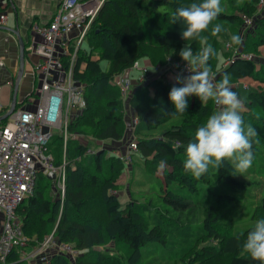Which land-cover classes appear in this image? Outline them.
<instances>
[{"label":"trees","instance_id":"trees-1","mask_svg":"<svg viewBox=\"0 0 264 264\" xmlns=\"http://www.w3.org/2000/svg\"><path fill=\"white\" fill-rule=\"evenodd\" d=\"M258 1L221 0L223 11L213 24L224 23V26L228 27L232 21L238 20L237 11H233L235 9L240 11V15L253 17ZM193 2L200 3L202 0L101 1L85 35L89 49L81 47L74 65V77L85 87V107L68 126L69 132L76 133L77 137L69 138L76 141L70 147L68 139L65 149L63 198L60 201L58 197L52 200L43 197V187L50 185L51 180L39 173L32 193L16 208V213L21 219L22 233L26 236L28 245L31 243L39 245L44 235L52 233L56 242L67 244L77 251L73 257L62 252L49 254L48 264H121L117 251L109 254L93 249L95 246L106 245L110 239L124 243L130 251L129 261L134 262L146 241L163 242L164 235L161 232L162 229L165 230L166 217L180 223L192 222L199 213L201 216L198 217L203 218L202 226L207 235L218 240L217 248L209 246L202 249L211 256L212 264H259L242 251V246L255 222L264 219V195L262 194L253 209L251 219L254 222L242 230L233 232L230 225L223 228L212 224L214 222L221 224L217 222L218 210H215L209 195L201 197L202 200L199 201L193 199L194 195L206 193L199 184L203 180L202 177L197 180L186 173L183 163L187 144L192 141L195 131L213 113L215 105L213 106L212 101L202 103L197 97L190 96L186 112L173 114L175 109L168 99V94L172 87L183 85L177 84L175 80H164L163 75L166 70L172 68L170 63L180 62L179 52L185 43L194 55L211 45L214 53L208 64L212 72L220 71L216 82H219L224 74L229 75L230 83L244 77L264 81V64L257 68L251 58L234 55L227 65L216 67L218 50L225 59L226 56L233 54L234 48L241 47L242 52H250L246 43L264 44V16L253 17L256 30L247 35V39L251 37L250 41H246L245 38L243 41L241 37L244 45L230 42L231 48L225 50L222 43H219L222 42L218 38L219 34L213 36L209 30L202 33L201 38L184 41L181 37L185 27L183 23L171 24V14L177 8L186 7ZM236 5L237 8L233 9ZM145 11L148 14V24L151 26L148 38L138 26L139 19ZM142 58L151 64V68L155 65L161 67L168 64L164 71L158 73L149 68L151 74L149 72L145 74L144 79L135 86L133 92L131 91L128 99L138 119L132 131L137 143L136 153L149 171L155 172L160 161H166L165 167L161 169L164 182L157 181L160 191L154 193L156 203L149 199L153 197L148 193L145 195V201L140 202L139 206L131 207L129 203L122 207L117 196L109 192L112 174L118 175L124 165L121 158L104 148L86 154L90 144L85 139L87 137L102 141H118L126 137V119H123L124 99L118 86L110 78ZM101 60L107 62L105 69L100 65ZM134 79L138 81L137 77ZM235 90L238 91V87ZM244 95L243 103L250 113L242 117L245 125H251L257 133L252 138L253 158L256 156L264 160L262 152L259 151L260 145L264 147V86L249 88ZM215 109L218 110L216 106ZM176 115L182 116L183 121L170 125L159 134L141 136L140 132L143 129L157 128L162 122ZM54 143L55 150L50 143L48 150L53 156V163L60 164L61 137L57 135ZM208 172V176L203 175V179L205 180L207 176L210 181H214L225 190L235 192L246 188L247 183L237 176L233 164L229 161H225L218 171L210 169ZM172 183L187 184L188 189L180 192L172 187ZM133 199L132 202H138ZM196 203L201 209H195ZM140 219L145 226L140 225ZM16 256L17 252L14 249L8 260L14 264ZM215 260H219L218 263H214Z\"/></svg>","mask_w":264,"mask_h":264},{"label":"built area","instance_id":"built-area-1","mask_svg":"<svg viewBox=\"0 0 264 264\" xmlns=\"http://www.w3.org/2000/svg\"><path fill=\"white\" fill-rule=\"evenodd\" d=\"M101 1L91 7L88 0H59L49 20L35 27L42 35V40L31 41L28 47L30 52L34 51L38 56V61L33 66L37 83L27 98L32 106L16 107L5 120L0 121V212H2L0 264H12L8 257L14 249L18 255L15 260L37 257L39 264H48L49 254L55 252H65L71 257L77 253L69 245L56 242L52 235L45 236L29 255L24 253L22 250L28 246L27 238L22 233L21 219L16 213V208L32 193L39 173L46 176L52 171L54 177L50 180L61 184L63 192L67 141L69 138L77 137L76 133L69 132L68 126L85 107V87L74 77V65ZM5 18V13L0 12V25L4 24ZM242 22L250 27L253 17L243 14ZM226 47L231 48L230 43H226ZM239 56L249 58L245 53ZM3 65L0 58V66ZM170 65L174 64L170 63ZM177 65L182 77L191 74L187 70L185 61ZM149 67L151 65L147 63L139 66L138 61H134L130 67L111 76L110 80L117 84L124 103L132 93L131 71L139 70L137 79L141 81L149 71ZM153 67H156L152 68L155 72L163 70L158 65ZM175 77L171 80H175ZM54 95L61 99V115L53 124L47 120L46 115L50 97ZM128 117L130 118L126 123V132L130 130L131 138L120 139L123 148L110 151L125 163H131L134 153L137 152V143L132 131L138 119L135 113ZM54 134L60 136L62 140L60 164L53 163V156L48 150V143ZM86 140L92 139L86 137ZM98 150L99 148L90 145L86 149V154Z\"/></svg>","mask_w":264,"mask_h":264},{"label":"rangeland","instance_id":"rangeland-1","mask_svg":"<svg viewBox=\"0 0 264 264\" xmlns=\"http://www.w3.org/2000/svg\"><path fill=\"white\" fill-rule=\"evenodd\" d=\"M228 7L231 6L228 5ZM235 8H237V5L233 7V9ZM233 11H237L238 20L232 21L228 27H225L224 23H222L221 24L222 31L219 33V37H218L219 40H222V42L219 41V43H222L225 50L227 49L229 50V48L226 47V43L232 42L231 37L233 35L238 36L239 38L242 37L241 38L242 40L245 38L246 40L247 35L249 33H253L256 30V25H254L253 22L250 27L244 25V23L242 22V15H240V11L238 9H235ZM258 15L264 16V1L261 2L260 0L258 1L256 5V11L252 16L254 17ZM147 17L148 14L147 11H145L140 17L138 22V26L146 38H148L149 32L151 31V26H149L148 24ZM250 38L251 37H249L246 41H250L249 40ZM240 45L242 46L244 45V43L242 44L241 41ZM185 46H187V44L184 43L181 49L184 48ZM246 47L250 52H247L245 54H247L249 58L254 60L257 68L263 65L264 44L259 45L255 42H252L248 44L246 43ZM82 49H86V50L89 49L86 39L83 41ZM238 49L234 48L233 54L231 53V55H229L228 57L226 56L225 59L224 56L222 55V52L218 50L216 52V67L217 68L223 67L232 61L234 55L239 56L244 53L242 52L241 47H239ZM226 60L228 61L227 63L225 62ZM136 61H138L139 66H141L142 63H147L148 65H151L150 63L146 62L144 58L137 59ZM181 61L183 62L182 59L180 60V62ZM100 65L103 69H105L107 67V62L105 60H101ZM167 66L168 64L166 66L164 65L161 66L163 69L162 71H164V67ZM171 66L172 69H174V71H171V69L166 70V72H171V73L168 75V73L165 72V75H163L164 80L167 79L171 80L173 79V77L179 74L178 65L174 64ZM152 68H156V67H152ZM139 72H140L139 70H132L130 73L131 80L138 77ZM219 72L220 71L213 72L215 75V80L218 79L220 74ZM161 75L162 74H160V76ZM263 86H264V81H259L251 77L240 78L235 82L230 83L231 89H234L232 91L236 92L238 94V97L241 98L242 100H243V96H245L244 94L247 89L261 88ZM237 87H238V91L235 90L237 89ZM129 103L130 100L123 103L124 104L123 114L128 116L129 113L133 112L134 110ZM212 104L214 106L213 101ZM215 111L217 110L215 109L214 106L213 112ZM248 113H250V111L244 105L241 111V115H247ZM125 115H123V119H126ZM181 121H183L182 116L176 115L175 117L169 118L166 121L162 122L161 125L158 126L157 128L143 129L140 132V134H142L141 136L155 134V133L159 134L161 130L169 127L170 125L173 124L175 125ZM56 138H57V134H54L49 142L53 150H55L54 142ZM75 141H76L75 139H69L70 147L73 145ZM85 141L96 148L99 149L104 148L108 151L107 145H103L101 143L102 140L85 139ZM259 151H261L264 156V147L260 145ZM255 157L253 158L252 166L245 173H243L242 176H240V174L236 172L235 167L233 165L234 171L237 174V176L241 180H244L247 183L246 188L243 190L240 191L238 190L235 192H232L230 190H225L219 184L215 183L214 181H210V178L207 177L209 172L206 173L207 176L205 180L203 179L204 176H202L203 181H201L199 184L202 187V189L206 191V193L194 195L193 199L199 201L202 200L201 197L205 198L209 195L208 196L209 199L215 205V210H218L219 213L217 222L221 223V224H216L214 222L212 223L213 225L223 228L227 227V225H230L232 231L236 232L242 230L250 223L254 222L251 219L253 209L257 204V202H259L262 194L264 195V160L261 157L259 158L258 157L255 158ZM133 158L134 159L132 163H125L121 159L124 165H122V170L119 172V174L118 175L112 174L113 178H110L111 180L110 182L108 181L109 184L111 183L109 192L117 196L122 207H125L129 203L131 207L139 206L140 202L145 201L144 200L145 195H148V193L153 197L149 199L152 200L153 203H156L155 200L156 194L154 193L155 192L158 193L160 191L157 181L160 180L161 182H164L163 176L161 174V168L158 167V169L155 172L149 171L140 161L138 153H134ZM40 174L43 175L42 173ZM171 185L173 188L178 189L180 192L188 189L187 184L172 183ZM61 188H62L61 184H59L56 181H51L50 185H48L47 187L45 186L43 187L42 195L43 197L46 198L49 197L51 200L53 198L58 197L61 201L64 194V189L62 192ZM132 198H134L133 199L134 201H138V202H132ZM193 199L191 200L193 201ZM195 206H196L195 209L200 208L199 204L197 203ZM215 215L216 214H214V216ZM198 216H201V213H199V215L196 216L195 221L183 222V223H180L174 219L166 217L165 218L166 220L164 222L165 230L162 229L161 232V234L164 235L163 242L155 241V240L146 241L144 245L141 247L139 252L140 254L138 253V256L134 262L129 261L128 256L130 251L128 250L127 246L124 243L117 242L115 239H110L108 240L106 245L95 246L93 249L102 252H109V254H113L114 251H117L118 256L121 259V264H212L211 256L204 253L202 249L209 246L217 248L218 240L215 239L214 237L207 235L206 230H204L202 226L203 218ZM1 220L2 219L0 218V221ZM107 220L108 219H106V221ZM141 224L145 226L142 223V220L140 219V225ZM110 232L111 231L109 229V234ZM47 234L44 235V237L47 236ZM48 235H53V234L49 233ZM37 246L38 245H35V243H31L29 245L30 248L29 250ZM139 255L141 259H139ZM209 260L210 262H208ZM218 261L219 260H215L214 263H218ZM18 264H25V263L20 262Z\"/></svg>","mask_w":264,"mask_h":264},{"label":"clouds","instance_id":"clouds-1","mask_svg":"<svg viewBox=\"0 0 264 264\" xmlns=\"http://www.w3.org/2000/svg\"><path fill=\"white\" fill-rule=\"evenodd\" d=\"M223 8L221 0H202L186 7L177 8L170 16L171 24L183 23L181 32L184 41L201 38L202 33L211 31L216 36L222 31L219 24H213ZM211 26V28H210ZM233 44L239 45L238 36L231 37ZM214 50L211 45L204 47L194 55L191 48L185 46L179 52L186 62L190 75L177 74L175 81L182 87H172L168 99L174 105L173 114H184L188 108V97L195 96L202 103L213 101L218 110L213 112L206 122L194 134L187 144L183 168L186 173L199 180L210 169L218 171L225 161L231 162L236 172L243 175L253 162L252 138L257 135L251 125H245L241 115L243 100L230 87V77L224 74L219 82L208 64ZM61 99L51 96L46 118L50 123L59 119ZM179 147V145H177ZM166 161L161 160L163 169ZM242 251L259 264H264V219L255 222L247 233Z\"/></svg>","mask_w":264,"mask_h":264},{"label":"crops","instance_id":"crops-1","mask_svg":"<svg viewBox=\"0 0 264 264\" xmlns=\"http://www.w3.org/2000/svg\"><path fill=\"white\" fill-rule=\"evenodd\" d=\"M101 0H88V4L91 7L97 5ZM59 0H0V12H4L6 15L4 25L13 27L15 23H18L21 33L25 41V55H24V71L18 85L16 94V107L24 108L31 107L28 97L32 92V88L37 83L36 74L34 73V63L38 61V56L34 51L30 52L28 47L31 45V41L40 42L42 35L35 29L36 26H41L43 23L49 20L52 13L57 8ZM18 43L16 36L9 32L0 29V58L4 65L0 66V115H2L6 109L9 108L12 99V86L13 81L18 69ZM171 71L174 69L170 68ZM149 73L151 71H148ZM168 75L171 72H166ZM151 74V73H150ZM154 74V72H152ZM12 81V84H10ZM141 81L131 80V89L134 91L135 86L139 85ZM129 97L127 98L128 101ZM126 101V102H127ZM129 115H134V111ZM128 115L126 116V123L129 122ZM127 125V124H126ZM131 138L130 130L126 134L125 140ZM103 145H107L108 151L121 150L123 143L121 141H102ZM0 218L2 219V212H0ZM1 227V221H0ZM33 247V246H32ZM29 245L22 251L29 255L34 248L29 250ZM18 256V255H17ZM16 256V258H17ZM37 256V255H36ZM39 256V255H38ZM18 264L20 262L25 264H39L37 257L28 258L26 260H15ZM13 264V262H12Z\"/></svg>","mask_w":264,"mask_h":264},{"label":"water","instance_id":"water-1","mask_svg":"<svg viewBox=\"0 0 264 264\" xmlns=\"http://www.w3.org/2000/svg\"><path fill=\"white\" fill-rule=\"evenodd\" d=\"M0 29L13 33L16 36L18 48H19V51H18V69H17V73H16V76H15L14 81H13L12 99H11L9 108L6 109L2 115H0V121H3L16 108V94H17V90H18V85L20 83V80H21V77H22L23 71H24L23 67H24V63H25L24 62L25 41H24V37H23L24 34L22 35L18 23H15V25L13 27H8V26L3 24V25H0ZM46 177L49 179H52L54 177V173L51 171L46 175Z\"/></svg>","mask_w":264,"mask_h":264},{"label":"bare ground","instance_id":"bare-ground-1","mask_svg":"<svg viewBox=\"0 0 264 264\" xmlns=\"http://www.w3.org/2000/svg\"><path fill=\"white\" fill-rule=\"evenodd\" d=\"M101 4V3H100Z\"/></svg>","mask_w":264,"mask_h":264}]
</instances>
